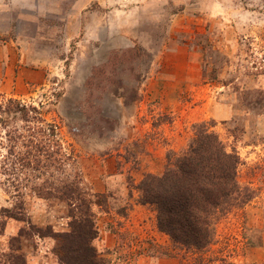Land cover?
Segmentation results:
<instances>
[{"label": "rangeland", "instance_id": "rangeland-1", "mask_svg": "<svg viewBox=\"0 0 264 264\" xmlns=\"http://www.w3.org/2000/svg\"><path fill=\"white\" fill-rule=\"evenodd\" d=\"M204 122L253 198L201 255L138 187ZM15 206L28 264H62L48 235L87 213L100 264H264V0H0L1 251Z\"/></svg>", "mask_w": 264, "mask_h": 264}, {"label": "trees", "instance_id": "trees-1", "mask_svg": "<svg viewBox=\"0 0 264 264\" xmlns=\"http://www.w3.org/2000/svg\"><path fill=\"white\" fill-rule=\"evenodd\" d=\"M193 131L188 147L169 151L163 173L146 175L138 189L140 203L155 209L160 231L176 247L203 255L216 241L219 222L243 209L253 195L239 182L238 153L229 150L206 122L194 125ZM23 210L15 206L2 211L3 218L14 221L19 231L10 240L8 252L0 250V264H28L24 249L31 230L26 226L35 225L25 220ZM5 233L6 221L0 222V238ZM97 235L94 219L87 213L74 218L70 232L48 236L59 242L56 252L62 264H100L93 244Z\"/></svg>", "mask_w": 264, "mask_h": 264}]
</instances>
